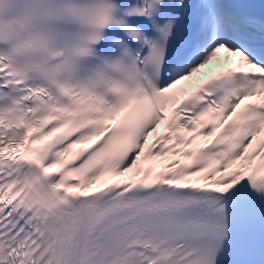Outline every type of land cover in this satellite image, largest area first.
<instances>
[{"label": "snow or ice", "instance_id": "6c2138e0", "mask_svg": "<svg viewBox=\"0 0 264 264\" xmlns=\"http://www.w3.org/2000/svg\"><path fill=\"white\" fill-rule=\"evenodd\" d=\"M0 264H264V0H0Z\"/></svg>", "mask_w": 264, "mask_h": 264}]
</instances>
